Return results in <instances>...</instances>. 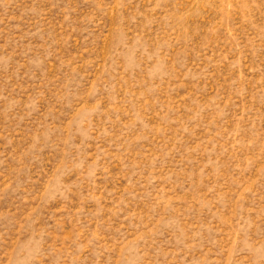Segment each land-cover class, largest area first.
Wrapping results in <instances>:
<instances>
[{"label": "rangeland", "instance_id": "rangeland-1", "mask_svg": "<svg viewBox=\"0 0 264 264\" xmlns=\"http://www.w3.org/2000/svg\"><path fill=\"white\" fill-rule=\"evenodd\" d=\"M0 264H264V0H0Z\"/></svg>", "mask_w": 264, "mask_h": 264}]
</instances>
